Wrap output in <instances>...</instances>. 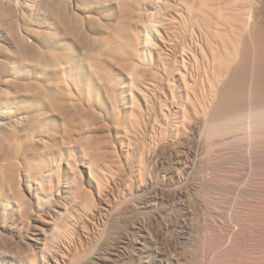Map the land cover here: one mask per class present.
I'll list each match as a JSON object with an SVG mask.
<instances>
[{
    "label": "bare ground",
    "instance_id": "bare-ground-1",
    "mask_svg": "<svg viewBox=\"0 0 264 264\" xmlns=\"http://www.w3.org/2000/svg\"><path fill=\"white\" fill-rule=\"evenodd\" d=\"M0 264H264V0H0Z\"/></svg>",
    "mask_w": 264,
    "mask_h": 264
},
{
    "label": "rangeland",
    "instance_id": "rangeland-1",
    "mask_svg": "<svg viewBox=\"0 0 264 264\" xmlns=\"http://www.w3.org/2000/svg\"><path fill=\"white\" fill-rule=\"evenodd\" d=\"M134 148H137V145H136V144H135V147H132V149H131V151H130V155H131V156H133V155L135 154L136 149H134ZM132 150H135V151H132ZM131 153H132L133 155H132ZM131 158H132V157H131Z\"/></svg>",
    "mask_w": 264,
    "mask_h": 264
}]
</instances>
